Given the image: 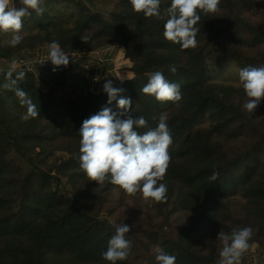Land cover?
<instances>
[{"label": "trees", "instance_id": "obj_1", "mask_svg": "<svg viewBox=\"0 0 264 264\" xmlns=\"http://www.w3.org/2000/svg\"><path fill=\"white\" fill-rule=\"evenodd\" d=\"M111 1L113 9L99 6ZM170 6L160 0V16L145 17L130 0H42V15L30 9L22 18L17 46L5 43L11 32L0 31V264H111L102 253L117 224L130 226L132 249L116 264H158L157 247L176 264H219V233L244 227L252 229L246 252L264 250V99L248 112L239 78L241 69L264 66V0H220L217 12H199L197 44L188 49L163 35ZM53 42L86 57L124 49L116 65L125 79L114 87L147 121L136 130L156 128L167 113L171 160L158 181L166 200L128 195L110 174L101 184L85 174L83 121L105 106L120 109L79 63L26 65ZM13 61L18 68L9 76ZM98 64L90 72L101 75ZM156 71L180 84V101L141 91ZM17 89L40 115L22 119L27 107ZM15 154L30 157L31 167Z\"/></svg>", "mask_w": 264, "mask_h": 264}, {"label": "clouds", "instance_id": "obj_2", "mask_svg": "<svg viewBox=\"0 0 264 264\" xmlns=\"http://www.w3.org/2000/svg\"><path fill=\"white\" fill-rule=\"evenodd\" d=\"M42 0H20L22 7L17 8L13 0H0V31L11 32L10 40L6 44L15 47L23 40L20 34L23 27L22 18L30 15V9L37 15H42L44 9L40 7ZM133 11L143 13L145 17L160 16V0H130ZM220 0H171V6L166 10L169 18L164 25L166 40L179 44L182 49L195 47L197 44L196 27L200 20L199 12L205 14L215 13L219 10ZM11 5V6H10ZM87 41L86 37L81 38ZM53 65L67 66L69 57L64 54L56 42L50 45V59ZM16 68L13 61L8 73L11 76ZM55 70V69H54ZM173 72L176 69H171ZM19 73V79L24 78ZM127 79H134L132 76ZM240 83L248 97L244 108L253 112L264 99V66L247 67L239 72ZM118 79L123 82L125 77ZM15 83V81H14ZM107 93V104L116 102L120 111H113L105 106L101 111L83 121L80 129V166L91 181L99 184L109 178L113 185L122 188L128 195L142 193L144 200L157 202L166 200L167 186L162 181L171 160L169 146L172 136L167 124V113H161L156 128L140 134L136 129L147 126L143 116H134L132 100L121 94L124 89L113 86L112 80L103 85ZM146 95H152L158 101L181 100L180 84L168 81L162 72L149 74L148 82L141 89ZM21 105H26L27 111L22 115L23 120L37 117L40 111L27 93L21 89L16 90ZM218 173L211 177L216 179ZM115 234L108 241V247L102 253V258L111 264L127 260L131 254L132 243L126 238L130 226L117 224ZM252 235L250 227L233 230L231 234L220 232L218 238L223 243L220 252L219 264H240V258L249 249V240ZM158 264H176V257L164 252L160 247L155 249Z\"/></svg>", "mask_w": 264, "mask_h": 264}, {"label": "rangeland", "instance_id": "obj_3", "mask_svg": "<svg viewBox=\"0 0 264 264\" xmlns=\"http://www.w3.org/2000/svg\"><path fill=\"white\" fill-rule=\"evenodd\" d=\"M13 4L19 8L22 7L20 4V0H13ZM11 6V5H10ZM104 9H113L115 6V2H107L104 4H100ZM124 49L121 47H113L108 51H104L102 53H98L95 57H86L87 54L77 53L72 55H67L69 57V61L74 63H79L83 68V72L86 75H89L93 84L96 86V89H102L103 85L107 80H112L113 86H115L120 79L118 77L125 76L123 71L120 69L119 65H116L117 61H119L123 55ZM35 59L31 62L26 63L27 66L35 65L37 62H41L42 60L50 59V48L48 46L42 47L40 50H36L34 53ZM99 62V64L97 63ZM111 63L116 65L113 67H109ZM102 67V74L97 75L90 72L91 69L97 67L96 65ZM18 65L16 64V69ZM32 68V67H29ZM11 157V156H10ZM26 168H30V157L21 158L19 155L13 156ZM10 159V158H8ZM240 264H264V250L254 247L252 251L245 252L240 258Z\"/></svg>", "mask_w": 264, "mask_h": 264}]
</instances>
